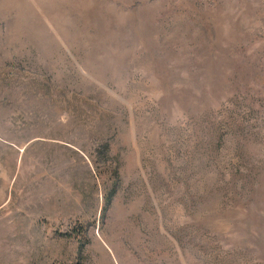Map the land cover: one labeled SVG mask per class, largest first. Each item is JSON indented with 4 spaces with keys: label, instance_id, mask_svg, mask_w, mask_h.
Listing matches in <instances>:
<instances>
[{
    "label": "rangeland",
    "instance_id": "374dc122",
    "mask_svg": "<svg viewBox=\"0 0 264 264\" xmlns=\"http://www.w3.org/2000/svg\"><path fill=\"white\" fill-rule=\"evenodd\" d=\"M0 264H264V0H0Z\"/></svg>",
    "mask_w": 264,
    "mask_h": 264
}]
</instances>
